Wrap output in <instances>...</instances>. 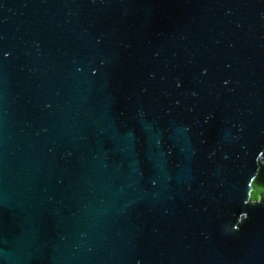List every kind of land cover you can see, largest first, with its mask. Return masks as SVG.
<instances>
[{
	"label": "water",
	"instance_id": "obj_1",
	"mask_svg": "<svg viewBox=\"0 0 264 264\" xmlns=\"http://www.w3.org/2000/svg\"><path fill=\"white\" fill-rule=\"evenodd\" d=\"M264 0H0V264H264Z\"/></svg>",
	"mask_w": 264,
	"mask_h": 264
},
{
	"label": "trees",
	"instance_id": "obj_2",
	"mask_svg": "<svg viewBox=\"0 0 264 264\" xmlns=\"http://www.w3.org/2000/svg\"><path fill=\"white\" fill-rule=\"evenodd\" d=\"M251 189L249 197L256 200L260 197L264 198V165L259 163L257 172L251 180Z\"/></svg>",
	"mask_w": 264,
	"mask_h": 264
}]
</instances>
